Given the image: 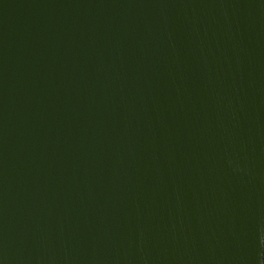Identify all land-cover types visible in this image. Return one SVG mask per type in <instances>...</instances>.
Masks as SVG:
<instances>
[{
    "label": "water",
    "instance_id": "95a60500",
    "mask_svg": "<svg viewBox=\"0 0 264 264\" xmlns=\"http://www.w3.org/2000/svg\"><path fill=\"white\" fill-rule=\"evenodd\" d=\"M264 0H0V264H261Z\"/></svg>",
    "mask_w": 264,
    "mask_h": 264
},
{
    "label": "trees",
    "instance_id": "16d2710c",
    "mask_svg": "<svg viewBox=\"0 0 264 264\" xmlns=\"http://www.w3.org/2000/svg\"><path fill=\"white\" fill-rule=\"evenodd\" d=\"M261 264H264V238H263V252H262V263Z\"/></svg>",
    "mask_w": 264,
    "mask_h": 264
}]
</instances>
